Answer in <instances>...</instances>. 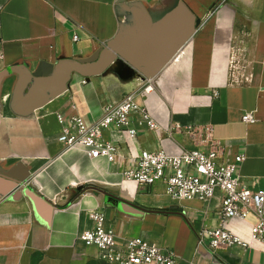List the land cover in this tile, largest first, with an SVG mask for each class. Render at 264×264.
Returning <instances> with one entry per match:
<instances>
[{"label": "crops", "instance_id": "obj_1", "mask_svg": "<svg viewBox=\"0 0 264 264\" xmlns=\"http://www.w3.org/2000/svg\"><path fill=\"white\" fill-rule=\"evenodd\" d=\"M111 40L132 62L118 58L88 74L76 66ZM154 64L153 91L143 95ZM127 93L161 126L210 127L221 160L243 154L235 173L264 189V0H0V264H109L78 240L96 208L119 237L171 249L177 264H264L251 245L252 216L226 222L246 248L199 243L201 229L221 225L220 195L179 201L162 182L123 179L135 155L160 148L137 114L135 138L113 126L105 133L120 146L113 162L64 149L58 113L73 111L88 126ZM246 112L256 120L244 122ZM163 146L194 144L174 134Z\"/></svg>", "mask_w": 264, "mask_h": 264}, {"label": "built area", "instance_id": "obj_2", "mask_svg": "<svg viewBox=\"0 0 264 264\" xmlns=\"http://www.w3.org/2000/svg\"><path fill=\"white\" fill-rule=\"evenodd\" d=\"M152 91V78H145L140 93L147 95ZM133 114L140 116L141 122L156 133L160 148L157 151L141 150L135 155L134 161L125 166L123 179L143 187L162 182L165 193L179 201L198 199L206 202L220 195L221 225L201 229L199 243L207 240L211 250L246 248L251 243L230 230L226 222L229 219L247 221L252 216L248 229L253 241L251 245L264 252V189L249 188L235 173L237 164L245 158L243 154L228 162L221 160L223 146L213 138L210 127L183 126L177 122L161 126L137 104L134 93H127L120 102L106 105L103 116L88 126L73 111L58 113V120L63 123L58 140L65 150L83 148L91 158L105 157L113 162L119 155L120 146L107 139L105 133L113 126L125 140L135 138L137 128L131 125L130 119ZM242 120L251 123L256 117L253 112H246ZM174 134L185 135L194 147L179 146L169 152L163 141ZM87 215L91 226L78 235V240L85 246L95 247L100 260L109 264H177L171 249L141 237H119L115 229L106 224L101 209H92ZM188 264L198 262L192 260Z\"/></svg>", "mask_w": 264, "mask_h": 264}, {"label": "water", "instance_id": "obj_3", "mask_svg": "<svg viewBox=\"0 0 264 264\" xmlns=\"http://www.w3.org/2000/svg\"><path fill=\"white\" fill-rule=\"evenodd\" d=\"M147 28H149V26L144 25V31H145L144 34H146L148 36L149 32L147 31ZM118 47H119V43L117 42V40H111L106 44V46L103 48V50L99 53V56L97 55L95 61H92L90 63L87 62V63L83 64L82 66L78 63V64H76V66L79 67L81 69V71L88 74V73H98V72L102 71L107 65H109L110 63H112L114 60H116L118 58H123V59H126L127 61H129L130 58L127 57L124 53L119 52ZM129 62H132V60ZM133 65L135 68L138 67L135 64H133ZM157 68H158V64H154L153 66L151 65L149 67L148 73L145 74L144 77L145 78H153L155 70Z\"/></svg>", "mask_w": 264, "mask_h": 264}]
</instances>
